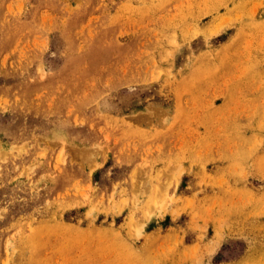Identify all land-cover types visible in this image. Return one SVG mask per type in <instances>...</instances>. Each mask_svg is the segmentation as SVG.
<instances>
[{
    "label": "rangeland",
    "instance_id": "rangeland-1",
    "mask_svg": "<svg viewBox=\"0 0 264 264\" xmlns=\"http://www.w3.org/2000/svg\"><path fill=\"white\" fill-rule=\"evenodd\" d=\"M0 264H264V0H0Z\"/></svg>",
    "mask_w": 264,
    "mask_h": 264
}]
</instances>
